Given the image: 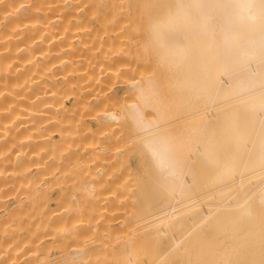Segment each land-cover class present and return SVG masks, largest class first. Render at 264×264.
<instances>
[{"label": "bare ground", "instance_id": "1", "mask_svg": "<svg viewBox=\"0 0 264 264\" xmlns=\"http://www.w3.org/2000/svg\"><path fill=\"white\" fill-rule=\"evenodd\" d=\"M74 1L0 0V264H264V0H110L79 82Z\"/></svg>", "mask_w": 264, "mask_h": 264}, {"label": "rangeland", "instance_id": "2", "mask_svg": "<svg viewBox=\"0 0 264 264\" xmlns=\"http://www.w3.org/2000/svg\"><path fill=\"white\" fill-rule=\"evenodd\" d=\"M72 1H74V0H72ZM79 1H80V0H78L77 2L74 1V4H77ZM84 1H85L84 4L86 3L85 6H83L84 8H83V7L81 8V5H80V6H79V5H75V6H78V7H76V8H75V7H72V9H71V10L76 11V12L78 13V15H79V13H80L79 16H78L75 12H74V13H75V14H74L73 11H72L71 14H74V15L78 16V17H79V20L81 19V23H80V21L78 20V17H77V19H76V17H72V16H71L72 21H71V18H70V21L72 22V23H71V27L73 28V31H71L72 29L70 30V34L72 33V34L70 35V38H71L73 41H72V40H70V41H71V42L73 43V45L76 46L77 48H78V46L81 48L82 45H83V46H86V45H87L86 48H88V46H89V49H92L91 47H92L93 44H94V47H93V49L91 50V52H90L89 49L87 50L86 48H81V49L79 48V49H76L77 51H80L81 53H78L76 50H75L76 52L73 51V50L71 51V52H75V53L78 54V55H76V54H75V55H74V54L72 55V56H75V57L73 58V60H76V59H77V60H76L75 63H73V65L76 66V68L73 67V68L75 69V72L72 70L73 68L71 69V70L73 71V73H71V74H72V77H73L72 79H74V80L76 79V80H78V82H79V79H80V78L77 79V75H76V73L78 74V77H80V76L82 77L85 73H87V71H89V70L91 69V67H92V69H94V65H95L96 67L99 66V62H97V63H98V64H97L96 62H94L93 60H91L90 57H92V55L94 56V59H95V56H96L97 59H101V60H102V58L105 57V56L103 57V56L101 55L102 58H99V57H101V56L99 55V52H98V51L101 49V47L98 46V43L96 42L98 35H100V33H102V32H100V33H98V34H96V32H94V35H92V34H93V33H92V34H90V35H91V37H90V36L88 35L89 33H91L90 31L93 32V30H95V29H96V30L99 29V30H98V32H99V31L103 30L104 33H102V37H101V36L99 37L100 41H101V39H103L104 41H106V40H107V37H106V36H108V38L111 37L112 39L110 38V40L115 39V38L117 37V36H116L117 34H114V33H116V31H117V32H120V33L123 32L124 35H125V34H127V35L130 34V36H131L132 38L128 35V36H127L128 39H129V37H130L131 39H133L134 36H135V37L138 36V37H136V39H134V40L137 41V38L140 40V38H142V37H140V36H142V35H141V34L139 35V31L136 29V25L139 26V24H141L140 27H141V26L143 27V25H144V24H143V23H144V18H145V17H144L145 14H143V17H144V18H143V17H142L141 19L139 18V20H138L136 17H132V18H133L132 20L135 21V25H134V21H129V19L125 17V12L127 13L128 11H130L129 8H130L132 5H130V6L127 5V4H126V2H127L126 0H124V2H121L122 4L120 3L122 6H120L119 1H118V3H117V4H118V7L120 6L121 9H122V8H123V9L127 8V7H124V6H123V5H124L123 3L126 4L125 6H128V7H129V8H127V11L125 10V12H124V10H120L121 12L123 11V14H124V15H121V16H120L122 21L120 20L119 17H117V15H118L117 12H116L117 10L114 11V8H115V9H119L120 7L118 8V7H114L115 5H113V6L110 5V4H113L114 0L111 1L112 3H110V0H108L109 2H108V1H107V2L103 1V4L105 3L104 6H103V4H101V6H100V4H99L100 2H99L98 0H89V1L87 0L88 2H87L86 0H84ZM97 1H98V2H97ZM125 1H126V2H125ZM139 1H140V7H141L142 3L145 2L146 0H145V1H141V0H139ZM101 2H102V1H101ZM116 2H117V0L115 1V3H116ZM141 2H142V3H141ZM72 3H73V2H72ZM82 3H83V2H82ZM97 3H98L99 5H97ZM106 3H110L109 5H110L111 7H114V8H112V9H113V11H114L113 14H115V12H116V14H117L116 16L114 15L115 18L117 17V18H116L117 23H116L115 20H113V18H111L112 16L110 17V15H112V14L109 13V11L107 10L108 8H107V7H106L105 9L103 8V7H105ZM115 3H114V4H115ZM133 3H136V2H133ZM74 4H72V6H73ZM84 4H83V5H84ZM117 4H116V5H117ZM143 4H144V3H143ZM137 5H139V3H138ZM96 6H97V7H96ZM99 6H100L101 8H103L105 11L102 9L103 11L100 12ZM133 7H134V6H133ZM133 7L130 8V9H134V10H131V12H132V11L135 12V9H137V8H133ZM135 7H136V5H135ZM73 8H74V9H73ZM95 8H97V9H95ZM138 8H139V6H138ZM141 8H142V7H141ZM75 9H76V10H75ZM110 9H111V8H110ZM112 9H111V10H112ZM139 9H140V8H139ZM106 10H107V12L110 14L109 17H108V14H105L106 16H105V15L102 16L104 19H103V18L99 19L100 16H98V17H99V18H98L97 15H98V14L100 15L102 12H103V13L106 12ZM95 11H96V12H95ZM138 11H139V10H138ZM118 12H119V11H118ZM121 12H119V13L122 14ZM131 12H128V14L131 13ZM134 12H132V14H133ZM103 13H102V14H103ZM136 13H137V12H136ZM96 14H97V15H96ZM120 14H119V15H120ZM128 14H127V15H128ZM139 14H140V13H139ZM139 14H138V15H139ZM74 15H73V16H74ZM119 15H118V16H119ZM127 15H126V16H127ZM133 15H135V14H133ZM138 15H136V16H138ZM141 15H142V13H141ZM114 16H113V17H114ZM131 16H132V15H131ZM106 17H108V18H106ZM124 17H125V19H128V20H125V19H124L125 21H129V22H128L129 24L127 23L126 26L123 25L122 23H120V22H124V23H125V21L123 20ZM127 17H128V16H127ZM129 17H130V16H129ZM140 17H141V16H140ZM82 18H83V21H84V22L82 21ZM96 18H97V19H96ZM118 18H119V19H118ZM134 18H135V19H134ZM98 19H99V22H101V20H102V21L105 20V21H103L104 23H98ZM109 19H110V20H109ZM130 19H131V18H130ZM77 20H78V21H77ZM112 20H113V21H112ZM119 20H120V22H119ZM136 20H137V21H136ZM110 21H112L113 23L110 22ZM78 22H79V24H77ZM131 22H132V23H131ZM75 23H76V24H75ZM83 23H85V24L83 25ZM107 23H108V24H107ZM72 24H73V25H72ZM74 24H75V25H74ZM80 24H82L81 26H83L84 29H83V27L81 28ZM99 24H100L101 26H102V24H103L102 28H103V27H106V28H107L106 25H108V28H109V27H110V28H109L108 31H107L108 28H107V29H106V28L100 29L101 26H100ZM105 24H106V25H105ZM121 24H122V25H121ZM125 24H126V23H125ZM78 25L80 26V28H79L80 30L78 29ZM114 25H115L116 27H115ZM119 25H120V26H119ZM129 25H130L131 27H130ZM132 25H133V26H132ZM111 26H113V27H112L113 29L111 28ZM117 26H118V27H117ZM121 26H122V30H123V31H120ZM128 26H129V27H128ZM87 27H88V28H87ZM132 27H133V28H132ZM142 27H141V29H142ZM75 28H76V29H75ZM118 28H119V29H118ZM125 28H127V29H125ZM74 29L76 30V32H74V31H75ZM82 29H83V31H84V33H85L84 35H82V33H83ZM87 29H88V30H87ZM104 29H105V30H104ZM111 29L113 30V33L111 32V31H112ZM115 29H116V30H115ZM134 29H135V30H134ZM139 29H140V28H139ZM96 30H95V31H96ZM128 30H129V31H128ZM142 30H143V29H142ZM81 31H82V33H81ZM106 31H107V32H106ZM109 31H110V32H109ZM114 31H115V32H114ZM125 31H126V32H125ZM140 31H141V30H140ZM73 32H74V33H73ZM79 32H80V33H79ZM128 32H129V33H128ZM136 32H137V34H136ZM87 33H88V34H87ZM106 33H107V34L109 33V35H104V34H106ZM120 33H118V36H120ZM141 33H142V31H141ZM73 34H75V35H73ZM131 34H132V35H131ZM142 34H144V31H143ZM78 35L80 36V39H79V36H78ZM85 35H86L87 37H86ZM95 35H96V36H95ZM81 36H85L84 39H85V38L88 39V37H89V39H88V40H90V41H88L89 43H86V42H85L86 44H82L83 41H86V39L83 40V39L81 38ZM113 36H116V37H113ZM121 36H123V35L121 34ZM76 37H77V38H76ZM123 37H124V36H123ZM135 37H134V38H135ZM73 38H75V39H73ZM91 38H92V39H91ZM93 38H96V39L94 40ZM125 38H126V37H125ZM125 38H123V41H125ZM127 38H126V39H127ZM81 39H82V40H81ZM105 39H106V40H105ZM120 39H121V37H120ZM131 39L128 40V41H129V42H130V41H133V42H134V40H131ZM78 40H79V41H78ZM80 40L82 41V43H81ZM108 40H109V39H108ZM118 40H119V39H118ZM118 40H117V41H118ZM94 41H95V42H94ZM97 41L99 42V40H97ZM104 41H103V42H104ZM76 42H77V44H76ZM93 42H94V43H93ZM103 42L101 41L100 44L102 45ZM111 42H112V41H111ZM126 42H127V41H126ZM126 42H124V47H125V46L128 47V46H127V45H128V42H127V44H126ZM79 43H80V45H78ZM115 43H116V41H115ZM115 43H113V44H115ZM96 44H97V48L95 49V45H96ZM117 45H118V44H117ZM74 46H73V47H74ZM131 46H133V44H131ZM137 46H138V47H137ZM137 46H135V49H136V50L134 49V46L131 47V48L134 49L135 52H137V50L140 49L139 47H141L140 45H137ZM99 47H100V48H99ZM112 47H114V45H113ZM136 47H137L138 49H137ZM71 49H72V47H71ZM73 49H74V48H73ZM82 49H83V50H82ZM94 49H95V50H94ZM105 49L108 50L109 48H108V49H107V48H104V50H105ZM124 49H125V48H124ZM86 50H87V51H86ZM97 50H98V51H97ZM82 51H83V52H82ZM93 51H94V52H93ZM95 51H96V52H95ZM102 51H103V50H102ZM108 51H109V50H108ZM138 51H139V50H138ZM71 52H70V53H71ZM109 52H110V51H109ZM82 53H84L83 55H85V54L87 53L89 57L87 58V55H86V56H84V57H86V58H84V57L82 56ZM89 53H90V54L92 53V55L90 56ZM93 53H94L95 55H94ZM96 53H97V54H96ZM100 53H101V52H100ZM103 54H105V53H103ZM137 54H138V53H137ZM137 54H136V56H137ZM80 55H81V57H80ZM98 56H99V57H98ZM79 57H80V58H79ZM78 58H79L80 60H79ZM136 58H137V57H136ZM138 58H139V57H138ZM141 58H142V57H141ZM83 59H84V60H83ZM97 59H96V60H97ZM132 59H133V58H132ZM132 59H131V60H132ZM73 60H72V61H73ZM101 60H100V61H101ZM133 60L135 61L136 59H133ZM81 61H82V62H81ZM88 61H90V62H89L90 64L93 62V65L91 64V65H90L91 67L89 66L90 69H89V67H87L89 70H87V68H86V66H88V65H87V64H88V63H87ZM91 61H92V62H91ZM137 61H139V62H137ZM142 61H143V58H142L141 60H139V59L136 60L135 63L137 62L138 65H135V63L133 62V63H134V66H138L140 70L142 69V71L144 70L143 72L141 71V73L138 71V73H139L140 76H141V74H142V76H144V72H145V74H146L147 71H148V68H147V67H150V66L148 65L149 63H146V65H147V67H146V66L144 65V63H143V62H145V60H144L143 62H142ZM140 62H141V65H139ZM78 63H79V64H78ZM84 63H85V64H84ZM95 63H96V64H95ZM131 63H132V62H131ZM137 63H136V64H137ZM75 64H76V65H75ZM80 64H81V65H80ZM142 64L146 67L147 71H146V69H144V67L142 66ZM79 65H80V66H79ZM82 65H83V66H82ZM77 66H78V68H79V69H78V70H79L78 72L76 71V70H77ZM141 66H142V68H140ZM80 67H81V69H80ZM102 68H103V67H102ZM102 68H100V66H99L100 71H102ZM84 69L87 70V71L84 72V73H83V71H82V72L80 71V70H84ZM85 70H84V71H85ZM96 71H97V70H96ZM96 71H95V72H96ZM98 71H99V70H98ZM100 71H99V72H100ZM103 71H104V70H103ZM79 72H81V74H80ZM96 73H97V72H96ZM73 75H74V76H73ZM140 76L137 77V78H141V77H142V76H141V77H140ZM84 77H85V76H84ZM82 78H83V77H82ZM137 78H136V79H137ZM86 79H87V78H86ZM136 79H134V80H136ZM76 80H75V81H76ZM84 80H85V79L83 78V81H84ZM137 80H139V79H137ZM76 82H77V81H76ZM76 82H75V83H76ZM130 94H132V93H130ZM132 95H133V94H132ZM131 97H132V96H131ZM132 162H133V161H132Z\"/></svg>", "mask_w": 264, "mask_h": 264}]
</instances>
